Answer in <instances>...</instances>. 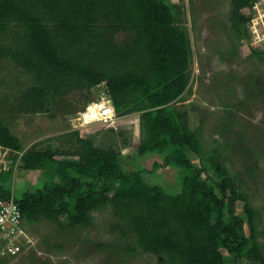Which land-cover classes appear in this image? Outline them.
I'll return each mask as SVG.
<instances>
[{
  "label": "trees",
  "instance_id": "1",
  "mask_svg": "<svg viewBox=\"0 0 264 264\" xmlns=\"http://www.w3.org/2000/svg\"><path fill=\"white\" fill-rule=\"evenodd\" d=\"M256 1L230 3L231 57L238 55L235 43L248 38L250 18L242 11ZM181 13L165 0H0V63L10 61L33 78L14 103L0 97V148L14 155L0 171V201L14 199L25 224L47 221L69 232L91 228L95 212L111 209L121 224L116 230L136 242L125 253L153 256L157 264H227V257L230 264H264L257 212L223 164L224 146L206 152L188 114L174 107L188 90L193 57ZM120 34L128 36L121 44ZM254 53L264 64V52ZM102 85L119 117H140L137 159L162 157L150 173L175 168L179 194L167 195L141 172L125 174L120 152L97 148L79 132L63 146L25 151L7 125V113L55 108L76 115L72 97ZM67 157L78 160L57 159ZM193 157L207 166L197 168ZM17 162L22 171L48 177L21 200L5 187Z\"/></svg>",
  "mask_w": 264,
  "mask_h": 264
},
{
  "label": "rangeland",
  "instance_id": "2",
  "mask_svg": "<svg viewBox=\"0 0 264 264\" xmlns=\"http://www.w3.org/2000/svg\"><path fill=\"white\" fill-rule=\"evenodd\" d=\"M231 1L165 0L181 8L180 26L187 33L193 51L188 90L174 107L188 114L190 127L199 135L206 152L224 146L223 164L257 212L258 241L264 252V64L262 55L254 53L255 50L264 52V18L256 9V12L249 8L242 11L244 16L252 18L247 24L248 38L235 43L238 55L231 57L226 38ZM262 6L260 11L264 14ZM126 38L128 36L120 34L116 41L121 44ZM32 85L33 78L13 63H0L2 99L14 103ZM105 92L102 85L91 92L75 94L71 103L76 115H62L58 109L49 108V113L31 116L7 113L5 119L25 151L36 145L41 150L48 144L63 146L70 135L79 132L80 137L92 139L97 148L120 152L125 174L141 172L147 183L161 186L167 195L179 194L181 182L175 168L150 173L155 163L162 164V157L148 154L137 159V150L144 138L139 115L118 116L110 125L74 128V118L89 104L106 98ZM13 158L12 153L0 148V171L11 167ZM193 162L197 168L207 166L195 157ZM47 179L46 172L22 171L17 162L5 187L16 200H21L26 192L41 189ZM239 211L243 217V204H239ZM93 217L91 228L73 232L62 231L47 221L25 224L22 253L6 259V264H157L153 256L125 253L129 247H136V242L128 231H124V236L122 230H116L121 224L111 209L97 211ZM62 224L67 225L66 218L62 219ZM227 261L230 264L228 257Z\"/></svg>",
  "mask_w": 264,
  "mask_h": 264
},
{
  "label": "built area",
  "instance_id": "3",
  "mask_svg": "<svg viewBox=\"0 0 264 264\" xmlns=\"http://www.w3.org/2000/svg\"><path fill=\"white\" fill-rule=\"evenodd\" d=\"M257 0L251 9L264 18L261 14L262 2ZM255 7V8H254ZM250 9V10H251ZM256 12V11H255ZM250 18V17H249ZM252 18H250V22ZM118 115L109 98H101L89 104L83 112L79 113L73 120L75 129L87 128L92 125L114 124ZM23 215L14 199L0 201V260L18 257L22 253V242L25 231Z\"/></svg>",
  "mask_w": 264,
  "mask_h": 264
}]
</instances>
